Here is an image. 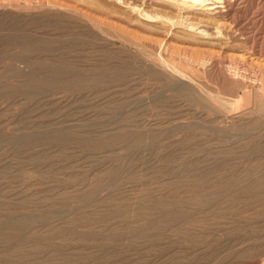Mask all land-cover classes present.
I'll return each mask as SVG.
<instances>
[{"label":"rangeland","instance_id":"374dc122","mask_svg":"<svg viewBox=\"0 0 264 264\" xmlns=\"http://www.w3.org/2000/svg\"><path fill=\"white\" fill-rule=\"evenodd\" d=\"M99 1L0 0V264H264V0Z\"/></svg>","mask_w":264,"mask_h":264},{"label":"bare ground","instance_id":"6f19581e","mask_svg":"<svg viewBox=\"0 0 264 264\" xmlns=\"http://www.w3.org/2000/svg\"><path fill=\"white\" fill-rule=\"evenodd\" d=\"M101 1V0H100ZM99 1V2H100ZM159 2H162L163 4L167 5L170 9H173V10H176L177 13L180 14V17L181 19H196V20H193L191 22H188V24L186 25V30H190V31H196L198 32L202 26H204V23H203V20L204 18L201 16H197V14L199 13H205V14H212V12H214V10L216 8H224V9H228L231 5H232V1L231 0H214L212 2H206L207 0H157ZM235 1V0H234ZM238 2H247V1H250V0H237ZM252 1V0H251ZM257 1V0H256ZM122 2L124 4H126V6L131 9L132 12H136V13H139V14H142V18L144 16L145 19L148 20V18H151L153 17L151 14L147 13L146 11H143L141 8L138 7V5H135V4H132L130 2V0H122ZM216 3H218V5H215ZM249 4V3H248ZM107 5V4H105ZM215 5V6H214ZM197 6L199 8H197ZM236 6V5H235ZM235 6L233 8H235ZM247 6V5H246ZM145 7V6H143ZM162 8V7H161ZM145 9V8H144ZM148 9V8H147ZM151 9V8H150ZM152 10V9H151ZM150 10V11H151ZM158 10V9H157ZM217 10V9H216ZM233 10V9H232ZM161 11V10H160ZM163 11V10H162ZM199 13H198V12ZM203 11V12H202ZM119 12V11H118ZM157 12V11H156ZM171 12V11H170ZM161 13V12H160ZM127 14V13H126ZM155 14V13H154ZM168 15V14H167ZM226 15V14H225ZM229 15V14H228ZM140 16V15H139ZM157 16V15H156ZM160 16V15H159ZM163 16V14H162ZM141 17V16H140ZM166 17V20L167 18L170 19V17ZM195 17V18H193ZM154 18V17H153ZM161 18V17H160ZM163 18V17H162ZM203 18V19H202ZM208 18V17H207ZM156 19V17H155ZM213 19V18H212ZM206 20V21H205ZM205 22L207 23L208 20L205 18ZM211 21V20H210ZM213 21V20H212ZM215 21V20H214ZM143 22V21H142ZM217 22V21H216ZM186 23V22H185ZM219 23V22H218ZM147 24V23H146ZM152 24V23H151ZM155 24V23H154ZM215 24V22H214ZM149 25V24H148ZM217 25V24H216ZM208 26V25H207ZM220 26V25H219ZM136 27V26H135ZM153 27V26H152ZM155 27H157L155 25ZM164 27V26H163ZM168 27V26H167ZM212 27V26H211ZM98 28V27H97ZM127 28V27H126ZM166 28V27H165ZM99 29V28H98ZM204 29V28H203ZM200 30L201 31H203ZM212 29V28H211ZM215 28H213L212 30L213 31H216V29L214 30ZM170 30V29H169ZM178 30V29H177ZM205 30V29H204ZM211 30V31H212ZM100 31V30H99ZM175 31V30H174ZM183 31V30H181ZM212 31V33H213ZM186 32V31H185ZM206 32V31H204ZM203 32V33H204ZM210 32V31H209ZM217 32V31H216ZM105 34V33H104ZM103 34V35H104ZM169 34V33H168ZM209 35H211L210 33H208ZM215 34V33H213ZM218 34V33H217ZM102 35V36H103ZM107 35V34H106ZM105 35V36H106ZM205 35V33H204ZM221 35V34H219ZM201 40V38H200ZM203 41V40H202ZM235 75V74H234ZM236 76V75H235ZM224 105V104H223Z\"/></svg>","mask_w":264,"mask_h":264}]
</instances>
